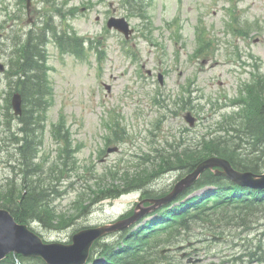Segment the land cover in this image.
I'll return each instance as SVG.
<instances>
[{"label": "rangeland", "instance_id": "obj_1", "mask_svg": "<svg viewBox=\"0 0 264 264\" xmlns=\"http://www.w3.org/2000/svg\"><path fill=\"white\" fill-rule=\"evenodd\" d=\"M59 6L61 15L49 20L80 37L81 55L63 53L48 35L50 93L35 94L41 97L37 108L23 99V113L15 115L7 104L16 90L5 76L18 64L10 41L22 40L42 14ZM111 16H125L134 34L126 39L108 28ZM0 34V197L10 187L23 189L14 167L21 158L20 118L37 121L32 163L39 169L27 181L47 188V209L56 220L76 215L58 229L30 222L50 242L69 241L78 227L109 224L132 210L142 194L138 183L115 198L99 200L102 191L125 185L129 173L159 168L181 143L193 146L201 137L237 129L246 86L264 78V0H34L29 9L26 0H0ZM9 76L19 81L15 70ZM189 111L194 126L184 118ZM178 176L169 169L147 188L167 190ZM84 202L91 203L81 212ZM192 226L175 238L165 231L153 237L162 251L158 263L264 264L239 258L252 237L264 244L263 227L242 234L231 227L227 239L216 241L209 226Z\"/></svg>", "mask_w": 264, "mask_h": 264}, {"label": "trees", "instance_id": "obj_2", "mask_svg": "<svg viewBox=\"0 0 264 264\" xmlns=\"http://www.w3.org/2000/svg\"><path fill=\"white\" fill-rule=\"evenodd\" d=\"M51 28L52 25L45 21L37 32L30 30L26 38L18 41L20 48L17 49L19 59L16 74L19 83L16 85L15 82V87L21 91L25 102L34 108H37L41 98H35V94L38 96L46 94L45 76H42L46 58L43 42ZM27 116L30 115L26 113L25 117ZM20 119L22 142L19 147L21 159L19 158L18 167L22 170L23 189L15 191L14 187H10V190L0 197V207L8 208L20 222L30 224L37 219L51 229L69 225L76 215L56 220L53 210L50 209L49 212L47 209V206H50L48 202L50 198L46 189L38 190L37 184L30 185L27 181L30 169L34 167L35 170L37 166L32 163L38 152L35 136L37 121L26 120L24 117ZM233 125L239 127L232 128L228 135L205 136L199 141L195 140L193 146L184 148L178 146L177 148L181 147V150L172 157L163 158L160 167H155V170L141 169L133 175L127 174L125 185L105 188L99 200L118 197L128 192L134 183H138L142 191L141 200L149 204L148 199L163 196L171 190L170 187L157 192L153 188H147L155 176L172 169L179 172V179L193 171L203 159L213 155L228 159L239 170L263 172L264 78L249 85L242 102V119ZM228 128L225 132L230 131ZM233 129L236 131L235 134ZM30 163L33 166H30ZM205 187L204 192L195 194ZM89 203L84 202L80 211L87 210ZM131 213L132 211H129L126 215ZM154 215L155 218L145 221L136 228L130 227L131 229L119 232V237L115 240H97L85 264H95L97 256L105 259L102 264H154L159 259L160 251L155 244L157 242L153 244V237L165 231L169 235L168 239L175 238L191 230L193 223L209 226L207 228L212 235L219 237L225 236L231 227L237 230H234L236 234L256 227L264 228V188L244 186L225 174L217 173L214 169H206L195 183L181 192L170 204L159 208ZM252 240L247 244L250 247L253 246ZM260 249L263 250L262 246ZM256 253V250H253L249 255L254 258ZM259 257L263 259V255ZM18 259L22 264H47L41 257L13 253L1 260L0 264H17Z\"/></svg>", "mask_w": 264, "mask_h": 264}, {"label": "water", "instance_id": "obj_3", "mask_svg": "<svg viewBox=\"0 0 264 264\" xmlns=\"http://www.w3.org/2000/svg\"><path fill=\"white\" fill-rule=\"evenodd\" d=\"M109 26H115L127 35L132 31L125 18L113 17L109 20ZM13 105L20 113L21 96L19 93L14 95ZM193 122L191 117V123ZM214 167L218 168L217 172L226 174L239 184L264 187V173L242 171L235 168L226 158L210 156L202 160L193 171L179 179L167 195L149 199L151 206L145 207L141 202L136 206L134 213L124 219L97 227L84 228L73 235V241L69 244L45 242L41 235L27 224L19 223L7 208L0 207V259L13 251L43 257L49 264H83L87 261L90 248L97 238L128 227L158 205L172 201L181 191L193 184L203 171Z\"/></svg>", "mask_w": 264, "mask_h": 264}, {"label": "bare ground", "instance_id": "obj_4", "mask_svg": "<svg viewBox=\"0 0 264 264\" xmlns=\"http://www.w3.org/2000/svg\"><path fill=\"white\" fill-rule=\"evenodd\" d=\"M36 158V157H35ZM34 158V159H35ZM34 165H37L36 163L34 164ZM260 173H264V171L263 172H260ZM244 186H249V185H244ZM249 187H253V186H249ZM262 188H264V187H262Z\"/></svg>", "mask_w": 264, "mask_h": 264}]
</instances>
